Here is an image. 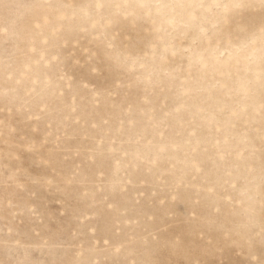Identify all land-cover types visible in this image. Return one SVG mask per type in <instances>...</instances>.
<instances>
[{
	"label": "rangeland",
	"instance_id": "obj_1",
	"mask_svg": "<svg viewBox=\"0 0 264 264\" xmlns=\"http://www.w3.org/2000/svg\"><path fill=\"white\" fill-rule=\"evenodd\" d=\"M94 2L0 0V264H264L258 28Z\"/></svg>",
	"mask_w": 264,
	"mask_h": 264
},
{
	"label": "snow or ice",
	"instance_id": "obj_2",
	"mask_svg": "<svg viewBox=\"0 0 264 264\" xmlns=\"http://www.w3.org/2000/svg\"><path fill=\"white\" fill-rule=\"evenodd\" d=\"M91 11H103L112 8H136L147 10L151 13L155 9L158 13L165 9H182L196 10L207 9L215 10L221 15V22L228 29L229 33L235 32L255 34L254 29L258 28L261 38L260 47V83L264 89V0H211V3H205V0H173L172 3H167L165 0H136L132 4H114L106 2V0H96V2L84 5ZM195 19V16H192ZM169 23H174L169 20ZM108 47L111 49L107 53L109 61L120 66L125 57L121 49L109 42Z\"/></svg>",
	"mask_w": 264,
	"mask_h": 264
}]
</instances>
